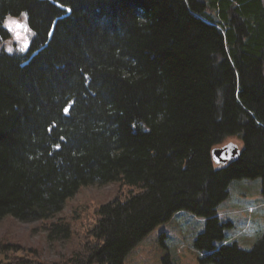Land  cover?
Listing matches in <instances>:
<instances>
[{
    "label": "trees",
    "instance_id": "16d2710c",
    "mask_svg": "<svg viewBox=\"0 0 264 264\" xmlns=\"http://www.w3.org/2000/svg\"><path fill=\"white\" fill-rule=\"evenodd\" d=\"M23 14L28 48L0 50V220L64 239L80 187L118 193L69 257L0 264H124L180 211L205 219L202 262L264 264V234L241 249L217 213L235 180L264 198L262 0H0V43ZM228 137L239 157L216 166Z\"/></svg>",
    "mask_w": 264,
    "mask_h": 264
},
{
    "label": "rangeland",
    "instance_id": "374dc122",
    "mask_svg": "<svg viewBox=\"0 0 264 264\" xmlns=\"http://www.w3.org/2000/svg\"><path fill=\"white\" fill-rule=\"evenodd\" d=\"M10 19L25 26V14L20 18L8 17L6 27L10 30L11 36L6 42L0 43V50L24 51L29 46L31 32L26 30V27L9 26ZM229 142L240 146L234 137L226 138L221 146ZM129 187L131 186L124 185L123 189ZM229 191V198L218 206V216L233 225L227 230L229 241H235L241 249L249 250L264 234L261 180L232 181ZM117 193L115 183L80 187L56 216L68 223L70 234L64 239H49L42 222H21L5 216L0 220V245H3L0 260L31 257L48 262L69 257L71 252L78 249L82 235L86 234L88 227L93 225L94 207L113 198ZM204 225L203 217L195 216L188 211H180L147 234L126 255L124 264H208L201 261L203 253L193 246Z\"/></svg>",
    "mask_w": 264,
    "mask_h": 264
},
{
    "label": "water",
    "instance_id": "95a60500",
    "mask_svg": "<svg viewBox=\"0 0 264 264\" xmlns=\"http://www.w3.org/2000/svg\"><path fill=\"white\" fill-rule=\"evenodd\" d=\"M240 149L234 143H227L212 149L211 157L216 166H225L239 157Z\"/></svg>",
    "mask_w": 264,
    "mask_h": 264
},
{
    "label": "snow or ice",
    "instance_id": "6c2138e0",
    "mask_svg": "<svg viewBox=\"0 0 264 264\" xmlns=\"http://www.w3.org/2000/svg\"><path fill=\"white\" fill-rule=\"evenodd\" d=\"M8 25L9 26L15 25L17 28H19V27H25L24 25L17 24V22L15 20H11V19L8 21ZM9 51H11V49H9Z\"/></svg>",
    "mask_w": 264,
    "mask_h": 264
},
{
    "label": "crops",
    "instance_id": "0c3cea01",
    "mask_svg": "<svg viewBox=\"0 0 264 264\" xmlns=\"http://www.w3.org/2000/svg\"><path fill=\"white\" fill-rule=\"evenodd\" d=\"M263 4H264V2H263Z\"/></svg>",
    "mask_w": 264,
    "mask_h": 264
}]
</instances>
